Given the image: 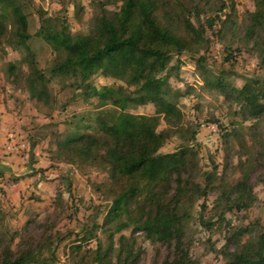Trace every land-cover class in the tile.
I'll use <instances>...</instances> for the list:
<instances>
[{
    "label": "trees",
    "instance_id": "obj_1",
    "mask_svg": "<svg viewBox=\"0 0 264 264\" xmlns=\"http://www.w3.org/2000/svg\"><path fill=\"white\" fill-rule=\"evenodd\" d=\"M118 1L117 10L100 8L87 34H71L62 16L56 20L44 19L41 14V24L35 33L56 54L48 70L50 77L74 78L81 95L96 102L95 110L89 114L72 115L67 122L69 128L56 140L51 160L76 167L101 168L109 182L110 201L102 223L94 219L90 230L77 234L79 244L71 248L70 254L76 264H134L137 260L134 239L120 234L131 229L169 247V253L160 264H192L183 227L189 214L182 203L205 198L213 187L210 180L213 175L205 174L203 186L195 182L192 170L197 154L187 143L172 152L159 150L180 128L182 113L177 100L185 95L171 89L165 71L173 54L179 56L208 45L206 30L200 23L202 10L196 4L192 6L195 24L190 19V10L183 16L180 9L179 12L173 10L174 5L180 6V1ZM255 6L249 14L245 33L248 38L259 33L264 53V0H255ZM224 8L225 4H221L218 11L223 12ZM230 9L235 11L233 6ZM229 18L230 15L226 20L215 16L208 20V27L219 20L222 26L229 28L233 23H229ZM30 38L21 0H0V47L6 44L20 51V63L28 68L23 78L29 97L46 104L52 99L50 78L37 65L28 43ZM202 60V57L196 59L197 66ZM16 68L14 62H9L7 76L13 75ZM96 73L121 80L126 86L96 88L89 81ZM205 84L224 95L233 94L245 111H253L255 118L264 120V83L234 89L217 77ZM148 104L154 107L153 115L129 111ZM107 106L112 110H103ZM162 117L172 127L159 130ZM190 139L195 141L194 131ZM17 181L14 178L11 183ZM261 181L264 184V174ZM221 188L219 200L226 201L228 207L246 209L251 204L253 194L246 175L235 184ZM2 220L0 209V225ZM97 230L108 233L105 245L98 238ZM248 232L246 227L231 232L234 249L224 253L223 264H264V232L240 243L241 236ZM46 233L38 237L21 235L14 247L17 234L7 241L0 238V264H53V240L60 242L65 237ZM117 233L120 235L115 246L113 236ZM92 239L96 241L95 249L83 252L82 243Z\"/></svg>",
    "mask_w": 264,
    "mask_h": 264
},
{
    "label": "rangeland",
    "instance_id": "obj_2",
    "mask_svg": "<svg viewBox=\"0 0 264 264\" xmlns=\"http://www.w3.org/2000/svg\"><path fill=\"white\" fill-rule=\"evenodd\" d=\"M180 1L173 10L183 16L190 10L191 21L196 24L192 6L201 8L200 23L205 28L208 39L206 47L173 54L165 71L173 91L185 93L177 100L182 118L180 128L160 148L161 153L172 152L185 143L196 151L192 176L195 182L205 184V174L213 177L212 189L205 198L183 202L189 216L184 223V237L189 245L192 264H223L224 253L232 251L230 241L235 229L248 228L241 236L240 243L257 237L264 232V120L257 119L253 111H245L241 101L233 94L224 95L205 84L220 77L223 82L239 89L245 84L258 86L264 83V53L259 33L248 38L245 29L249 24V14L256 9L255 0H171ZM28 19L29 45L35 54L37 65L50 78L49 88L52 99L46 104L30 99L23 75L27 66L20 63L22 54L6 44L0 47V68L6 83L24 109L26 119V142L35 140L37 154L32 158L23 151L18 169L4 172L0 179V209L3 220L0 225V238L3 241L17 234L38 237L52 234L60 242L53 240L55 261L53 264H76L70 254L71 248L79 244L76 236L82 230L88 231L96 219L101 224L109 206L107 193L108 177L101 168L76 167L67 162L51 160L60 139L69 128L67 122L73 114H89L95 110V100L85 99L76 80L70 76L50 77L49 68L55 59V52L38 36L36 31L42 18L64 17L71 34H87L94 25L100 8L113 11L120 6L118 0H21ZM225 4L223 12L218 11ZM235 11L232 12L230 7ZM231 25L222 26L216 20L208 27V20L220 16ZM2 50V51H1ZM4 52V53H3ZM202 57L197 66L196 59ZM14 62L16 70L7 76V64ZM164 73V74H165ZM17 76V80L14 78ZM93 86H119L126 84L121 80L96 73L89 80ZM255 87V88H256ZM17 95V96H16ZM103 110L111 111V106ZM132 113L153 115L154 107L140 105L129 110ZM172 127L163 117L159 130ZM195 141H191V132ZM244 175L249 179L253 199L246 209L228 207L226 201L219 200L223 186L235 184ZM16 178V183L11 180ZM232 199V198H231ZM206 221L202 224L201 221ZM48 226L50 229H48ZM106 232L97 230L103 245L108 242ZM120 234L134 239V264H160L169 253V247L145 237L144 233L131 229ZM120 234L113 236L117 246ZM82 251L96 247L94 239L82 243ZM46 254V253H45ZM87 260L84 261L86 263Z\"/></svg>",
    "mask_w": 264,
    "mask_h": 264
},
{
    "label": "crops",
    "instance_id": "obj_3",
    "mask_svg": "<svg viewBox=\"0 0 264 264\" xmlns=\"http://www.w3.org/2000/svg\"><path fill=\"white\" fill-rule=\"evenodd\" d=\"M11 92L0 68V179L6 174L4 172L18 169L20 160L26 157L23 155L25 148L30 158L33 153L37 154L34 145L36 141L26 142L25 125L27 122L24 109L22 105H19L18 98L12 97Z\"/></svg>",
    "mask_w": 264,
    "mask_h": 264
},
{
    "label": "built area",
    "instance_id": "obj_4",
    "mask_svg": "<svg viewBox=\"0 0 264 264\" xmlns=\"http://www.w3.org/2000/svg\"><path fill=\"white\" fill-rule=\"evenodd\" d=\"M10 149H12V146H10Z\"/></svg>",
    "mask_w": 264,
    "mask_h": 264
}]
</instances>
